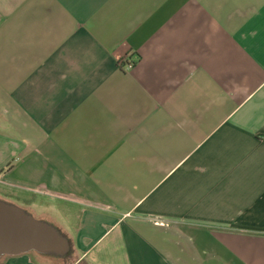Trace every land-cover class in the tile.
<instances>
[{"label":"crops","instance_id":"obj_1","mask_svg":"<svg viewBox=\"0 0 264 264\" xmlns=\"http://www.w3.org/2000/svg\"><path fill=\"white\" fill-rule=\"evenodd\" d=\"M0 198L72 264H264V0H0Z\"/></svg>","mask_w":264,"mask_h":264},{"label":"water","instance_id":"obj_2","mask_svg":"<svg viewBox=\"0 0 264 264\" xmlns=\"http://www.w3.org/2000/svg\"><path fill=\"white\" fill-rule=\"evenodd\" d=\"M28 252L63 257L69 243L53 224L0 198V257Z\"/></svg>","mask_w":264,"mask_h":264},{"label":"rangeland","instance_id":"obj_3","mask_svg":"<svg viewBox=\"0 0 264 264\" xmlns=\"http://www.w3.org/2000/svg\"><path fill=\"white\" fill-rule=\"evenodd\" d=\"M7 202H10V203H13V204H15V205H17V206H19L18 204V202H16V201H14V200H10L9 199V201L8 200H6ZM19 207H21V206H19ZM28 213H30L31 214V212H32V210H31V208H28L27 210H26ZM28 254H30V255H32V256H35V257H38L37 256V254L35 253V252H29ZM52 258V259H48V258ZM39 258V257H38ZM48 258H47V256L44 258L43 257V259H45V263H51V264H72L71 263V258H70V254H66L65 256H63V257H61V258H56V257H54V256H48ZM41 259V258H40ZM51 260H53V261H51ZM44 261V260H43Z\"/></svg>","mask_w":264,"mask_h":264},{"label":"built area","instance_id":"obj_4","mask_svg":"<svg viewBox=\"0 0 264 264\" xmlns=\"http://www.w3.org/2000/svg\"><path fill=\"white\" fill-rule=\"evenodd\" d=\"M126 57H129L128 55H125L124 57H120L117 60V64L125 69V70H130L134 64H135V60L134 59H127Z\"/></svg>","mask_w":264,"mask_h":264}]
</instances>
